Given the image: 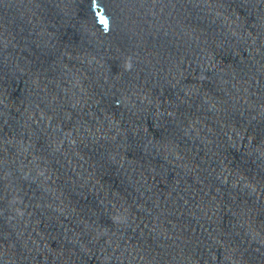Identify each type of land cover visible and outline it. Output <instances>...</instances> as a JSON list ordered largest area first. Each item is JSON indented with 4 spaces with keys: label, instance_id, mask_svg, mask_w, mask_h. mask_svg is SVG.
Instances as JSON below:
<instances>
[{
    "label": "water",
    "instance_id": "water-1",
    "mask_svg": "<svg viewBox=\"0 0 264 264\" xmlns=\"http://www.w3.org/2000/svg\"><path fill=\"white\" fill-rule=\"evenodd\" d=\"M0 264H264V0H0Z\"/></svg>",
    "mask_w": 264,
    "mask_h": 264
}]
</instances>
